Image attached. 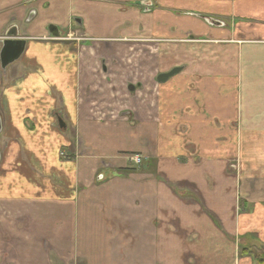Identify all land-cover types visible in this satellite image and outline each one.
Here are the masks:
<instances>
[{
  "label": "crops",
  "instance_id": "obj_1",
  "mask_svg": "<svg viewBox=\"0 0 264 264\" xmlns=\"http://www.w3.org/2000/svg\"><path fill=\"white\" fill-rule=\"evenodd\" d=\"M69 26L163 31L154 86L126 83L123 106L96 104L116 116H94L89 53L54 40ZM6 41L23 49L0 61V264L264 259V0H0V60Z\"/></svg>",
  "mask_w": 264,
  "mask_h": 264
},
{
  "label": "rangeland",
  "instance_id": "obj_2",
  "mask_svg": "<svg viewBox=\"0 0 264 264\" xmlns=\"http://www.w3.org/2000/svg\"><path fill=\"white\" fill-rule=\"evenodd\" d=\"M225 24V26L221 31L225 29L232 30L235 29V22L233 23V20H221ZM224 33V32H223ZM227 33H229L227 31ZM138 34H136L137 36ZM230 35V33H229ZM130 36L129 39H126V37ZM127 35H120L115 38H93L88 37L86 33L82 31L81 28L78 27L76 29L74 26H69L68 29L64 31V34L60 37H56L54 40L56 43H64L68 45V49L72 52L79 53L82 55V52H88V63H89V69L91 71V77L95 81H98V88L97 95L98 97H95V99H90L91 102H88L89 105L92 104V109H96L94 112V116H98L100 119H104L106 115H109V117L116 116L115 113H106L104 111H101V108H98L96 104L98 101H102L105 99H109L112 104H116L118 108L123 106L125 99L129 100L126 95V83H133V84H139V88L143 90V92H149L151 90V86H154V68L156 66V52L155 48L159 47L158 39H161L162 42L165 43V41L168 40V35L165 34L161 30H154L152 33V41H145L143 39H139V37L131 38L132 34ZM190 39L189 36L186 37H177L176 40L180 44H189L191 47H193L194 43L198 41H193L194 39L201 38L198 36H192ZM204 38V37H203ZM220 38V37H219ZM235 37H229V39L226 42L233 41L234 39H231ZM113 39V40H112ZM171 38H169L170 40ZM212 42L216 41V39H211ZM221 40V39H220ZM236 40V39H235ZM242 38H239V41H241ZM237 41V40H236ZM255 41V40H253ZM260 41V40H258ZM196 45V44H195ZM240 45V44H239ZM169 50V49H168ZM104 59V60H101ZM101 61L105 62V68L108 69L107 72H103L101 69L102 63ZM95 67L97 68V71H95ZM125 73V79L119 81L118 79L123 78V74ZM127 73V74H126ZM93 74H99L98 77L95 79L93 77ZM105 78L109 79L108 83H105ZM113 79V80H112ZM96 87V85H94ZM58 89V88H56ZM114 89V92L112 94L108 93L107 90ZM119 90L123 92L121 95L119 93ZM87 91L89 92L88 95L91 92V87L88 86ZM55 94V93H54ZM56 95V94H55ZM52 93L51 102L52 104H55L54 98L56 96ZM139 96H138V90L135 92V95L130 98V100H134L133 102L137 101V106H139ZM95 105V106H94ZM118 115V114H117ZM239 127V124H237ZM27 126L30 128V124H27ZM32 129V128H30ZM58 129V128H57ZM240 129V128H239ZM245 131V130H241ZM3 133H5V129H3ZM170 135V134H169ZM164 138H167L166 135H164ZM242 145L244 147L249 148L251 140H242ZM70 150H72L73 153L78 154V138H75L72 140V144L70 146ZM66 155L64 154L65 157ZM68 157V155L66 156ZM62 160H65L64 158ZM131 162V160L129 159ZM240 160H238L239 164ZM244 169V168H243ZM241 169L240 171L242 172ZM239 171V170H238ZM249 169L246 171H243V178H246L245 175H248ZM247 261V259H244ZM247 263H249L247 261ZM255 264L254 262H252ZM244 264V263H243Z\"/></svg>",
  "mask_w": 264,
  "mask_h": 264
},
{
  "label": "water",
  "instance_id": "obj_3",
  "mask_svg": "<svg viewBox=\"0 0 264 264\" xmlns=\"http://www.w3.org/2000/svg\"><path fill=\"white\" fill-rule=\"evenodd\" d=\"M17 43L18 44H13L12 42L9 43L8 41L4 43V49H3V52L1 53V60H0L3 67H6L8 64L13 62L22 52L23 47H22L21 42H17ZM178 70L179 69L174 68L168 73L160 74L157 77V80L160 82H164ZM128 88L129 90H134L135 86L129 85ZM1 130H2V122H1V117H0V133H1Z\"/></svg>",
  "mask_w": 264,
  "mask_h": 264
},
{
  "label": "built area",
  "instance_id": "obj_4",
  "mask_svg": "<svg viewBox=\"0 0 264 264\" xmlns=\"http://www.w3.org/2000/svg\"><path fill=\"white\" fill-rule=\"evenodd\" d=\"M131 162L134 164H139L141 161V156L140 155H132L130 158Z\"/></svg>",
  "mask_w": 264,
  "mask_h": 264
},
{
  "label": "trees",
  "instance_id": "obj_5",
  "mask_svg": "<svg viewBox=\"0 0 264 264\" xmlns=\"http://www.w3.org/2000/svg\"><path fill=\"white\" fill-rule=\"evenodd\" d=\"M260 253H261V255L264 256V252L263 251H260L259 254H258V256L260 255ZM259 264H264V259H261L260 258V263Z\"/></svg>",
  "mask_w": 264,
  "mask_h": 264
},
{
  "label": "flooded vegetation",
  "instance_id": "obj_6",
  "mask_svg": "<svg viewBox=\"0 0 264 264\" xmlns=\"http://www.w3.org/2000/svg\"><path fill=\"white\" fill-rule=\"evenodd\" d=\"M126 39H129V37H126Z\"/></svg>",
  "mask_w": 264,
  "mask_h": 264
}]
</instances>
